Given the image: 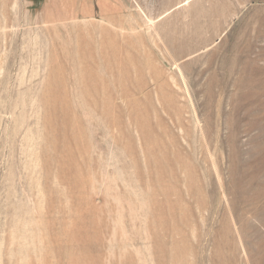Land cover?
Wrapping results in <instances>:
<instances>
[{
    "label": "rangeland",
    "instance_id": "rangeland-1",
    "mask_svg": "<svg viewBox=\"0 0 264 264\" xmlns=\"http://www.w3.org/2000/svg\"><path fill=\"white\" fill-rule=\"evenodd\" d=\"M262 90L264 0H0V264H264Z\"/></svg>",
    "mask_w": 264,
    "mask_h": 264
},
{
    "label": "bare ground",
    "instance_id": "bare-ground-1",
    "mask_svg": "<svg viewBox=\"0 0 264 264\" xmlns=\"http://www.w3.org/2000/svg\"><path fill=\"white\" fill-rule=\"evenodd\" d=\"M254 64H255V63H254ZM254 64H253V65H254ZM251 66H252V65H251ZM254 68H255V66H254ZM253 79H254V78H253ZM257 83H258V82H257ZM233 86H234V85H233ZM258 91H259V90H258ZM262 91H263V90H262ZM263 92H264V91H263ZM259 93H261V92H259ZM253 117H254V116H253ZM171 168H172V167H171ZM247 172H248V171H247ZM254 178H255V177H254ZM250 180H251V179H250ZM250 180H249V182H250ZM252 180H255V179H252ZM249 185H250V184H249ZM239 186H240V185H239ZM247 187H248V186L246 185V187H245L246 190L248 189ZM249 187H250V186H249ZM238 188H239V187H238ZM260 195H261V194H260ZM252 196H253V195H252ZM257 197H258V196H257ZM259 197H260V196H259ZM242 199H243V198H242ZM242 199H241V200H242ZM251 199H252V198H251ZM263 208H264V207H263ZM263 208H262V209H263ZM257 210H258V209H257ZM256 216H258V215H256ZM261 216H262V215H261ZM239 220H240V219H239ZM239 224H240V223H239ZM241 224H242V223H241ZM247 225H249V224H247ZM247 225H246V226H247ZM242 226H243V224H242ZM247 227H248V226H247ZM248 228H250V227H248ZM244 229H246V228L244 227V228H243V231H244ZM240 231H242V228H241ZM227 235H228V231H227ZM227 238H228V237H227ZM223 239H224V238H223ZM246 240H247V239H246ZM250 240H251V239H250ZM223 242H224V241H223ZM227 243H228V242H227ZM222 246H223V245H222ZM251 246H252V245H251ZM257 246H258V245H257ZM227 247H229V246H227ZM227 247H225V248H227ZM230 248H231V247H230ZM250 249H251V247H250ZM260 249H261V248H260ZM224 250H225V249H224ZM262 250H263V249H262ZM219 256H220V255H219ZM229 256H230V255H229ZM232 256H233V255H232ZM226 257H228V256H226ZM230 258H231V256H230ZM234 258H235V257H234ZM225 259H226V258H225ZM227 259H228V258H227ZM227 259H226V261H227ZM222 260H223V258H222ZM220 261H221V259H220ZM223 261H225V260H223ZM229 261H230V260H229ZM229 261H227V262H229ZM231 261H232V260H231ZM233 261H234V260H233ZM233 261H232V262H233ZM217 263H218V262H217ZM222 264H223V263H222Z\"/></svg>",
    "mask_w": 264,
    "mask_h": 264
}]
</instances>
